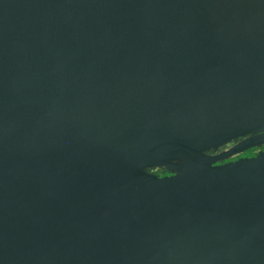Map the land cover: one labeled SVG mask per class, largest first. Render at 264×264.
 I'll list each match as a JSON object with an SVG mask.
<instances>
[{"label":"water","instance_id":"1","mask_svg":"<svg viewBox=\"0 0 264 264\" xmlns=\"http://www.w3.org/2000/svg\"><path fill=\"white\" fill-rule=\"evenodd\" d=\"M263 144L264 0H0V264H264Z\"/></svg>","mask_w":264,"mask_h":264},{"label":"flooded vegetation","instance_id":"2","mask_svg":"<svg viewBox=\"0 0 264 264\" xmlns=\"http://www.w3.org/2000/svg\"><path fill=\"white\" fill-rule=\"evenodd\" d=\"M249 135H250V134H246V135L243 136V137L235 138V139L231 140V141L228 142V143H224V144L220 145L219 148H218L216 151H212V150H211V151H209V153H210V154H213V155H216V154H219V153H221V152H224V151H226L229 147H231L232 145L236 144L237 142L242 141L244 138L248 137ZM251 148H252V147H251ZM251 148H248V149L244 150L243 152H241V153H239V154H236V155H233V156H231L230 158L225 159V160H223V161H221V162L229 161V160H233V159H236V158H238V157H242V156H251V155H254L257 151L262 150V149H261V146H259V147H255L254 149H252V150L250 151V153H249V149H251ZM150 171L153 172V173H155V174H157V175H159V176H164V175H167V174H168V172H167L165 169H163V168H159V167L152 168Z\"/></svg>","mask_w":264,"mask_h":264},{"label":"trees","instance_id":"3","mask_svg":"<svg viewBox=\"0 0 264 264\" xmlns=\"http://www.w3.org/2000/svg\"><path fill=\"white\" fill-rule=\"evenodd\" d=\"M255 147H252L251 149H249V153H250V151L252 150V149H254ZM261 149L262 150H264V144L263 145H261ZM152 169V168H151ZM151 169H149V170H151Z\"/></svg>","mask_w":264,"mask_h":264},{"label":"rangeland","instance_id":"4","mask_svg":"<svg viewBox=\"0 0 264 264\" xmlns=\"http://www.w3.org/2000/svg\"><path fill=\"white\" fill-rule=\"evenodd\" d=\"M230 142V141H229ZM226 143H228V142H226Z\"/></svg>","mask_w":264,"mask_h":264}]
</instances>
